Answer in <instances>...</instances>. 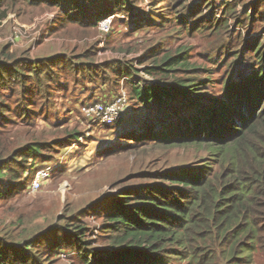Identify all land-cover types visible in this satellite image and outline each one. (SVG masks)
<instances>
[{"label": "rangeland", "instance_id": "374dc122", "mask_svg": "<svg viewBox=\"0 0 264 264\" xmlns=\"http://www.w3.org/2000/svg\"><path fill=\"white\" fill-rule=\"evenodd\" d=\"M2 1L0 14L7 8L8 15L0 18V162L8 161V178L12 170L22 177L3 181L0 175V264H82L80 240L110 248L106 213L122 190L137 193L195 159L186 147L132 134L160 128L168 116L169 122L189 116L196 109L186 103L221 97L230 77L244 76L251 45L264 46V0H76L73 9ZM108 8L117 9L110 29L98 22L112 14L97 18ZM180 50L188 54V70L146 73ZM180 77L196 84L188 98L174 90ZM134 82L168 87L167 103L137 99ZM122 95L127 112L111 125L80 109L82 102ZM35 142L46 143L45 156L3 152V144L11 151ZM38 168H51L50 175L32 191Z\"/></svg>", "mask_w": 264, "mask_h": 264}, {"label": "trees", "instance_id": "16d2710c", "mask_svg": "<svg viewBox=\"0 0 264 264\" xmlns=\"http://www.w3.org/2000/svg\"><path fill=\"white\" fill-rule=\"evenodd\" d=\"M30 1L61 2L55 6L72 9L78 3ZM236 3L231 7L227 4V14H232ZM7 11L2 10L1 19L7 17ZM116 11L102 9L97 18ZM65 15L72 17L74 13L67 11ZM252 47L253 61L246 74L230 77L223 96L209 97L199 106L188 102L187 107L196 109L189 116L177 122H169L168 116L160 120V128L148 126V130L132 134V139H148L166 148L186 147L196 157L188 165L162 173L163 181L143 185L137 193L136 189L122 190L106 213L110 248H89L80 240L82 264H183L184 259V264H264V46L259 43ZM187 56L180 50L175 56L167 55L160 67L145 71L170 76L176 67L189 66ZM134 75L127 72V79ZM192 81L177 78L174 90L188 98L196 85ZM169 93L168 87L159 84H132V94L141 101L166 104ZM42 145L46 143L35 142L10 151L3 144L7 147L3 152L13 156L21 153L25 159L35 154L45 156ZM0 163L3 181L21 179L22 173L15 174L14 170L8 178V161ZM132 198L136 201L131 202Z\"/></svg>", "mask_w": 264, "mask_h": 264}, {"label": "built area", "instance_id": "2783aa9c", "mask_svg": "<svg viewBox=\"0 0 264 264\" xmlns=\"http://www.w3.org/2000/svg\"><path fill=\"white\" fill-rule=\"evenodd\" d=\"M113 15L107 16L103 18L101 21L98 22L100 27L105 28L107 27L110 29ZM81 111L82 113L89 117L92 120L98 119L101 120L103 123L107 125H111L121 119L124 114L127 112L128 109V98L124 95L119 98L118 101H111V102H83L81 103ZM97 120V121H98ZM50 168H41L36 171V175L33 178L30 189L38 190L42 187V181L49 177L50 175Z\"/></svg>", "mask_w": 264, "mask_h": 264}, {"label": "clouds", "instance_id": "9594fccd", "mask_svg": "<svg viewBox=\"0 0 264 264\" xmlns=\"http://www.w3.org/2000/svg\"><path fill=\"white\" fill-rule=\"evenodd\" d=\"M51 169V168H50ZM52 171V170H51ZM30 188V187H29Z\"/></svg>", "mask_w": 264, "mask_h": 264}]
</instances>
